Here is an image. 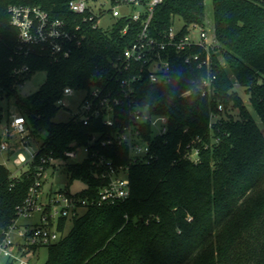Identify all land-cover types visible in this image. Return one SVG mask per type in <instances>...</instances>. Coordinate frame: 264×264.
Returning a JSON list of instances; mask_svg holds the SVG:
<instances>
[{
    "label": "trees",
    "instance_id": "16d2710c",
    "mask_svg": "<svg viewBox=\"0 0 264 264\" xmlns=\"http://www.w3.org/2000/svg\"><path fill=\"white\" fill-rule=\"evenodd\" d=\"M71 1L0 0V89L16 97L27 129L41 140L36 160L20 177L0 164V242L36 181L41 158L65 159L71 143L85 146L94 134L111 130L100 121L85 126L74 119L53 120L68 87L89 90L103 77V82L113 79L118 88L113 64L133 43L139 25L121 19L112 28H94L70 10ZM87 1L93 5L101 0ZM212 3L220 45L219 52L212 53L215 95L209 99L192 91L193 81L206 72L195 63L186 64L185 53H173V81L168 86L153 85L146 76L138 80L117 124L129 122L131 102L152 115L166 116L167 133L154 143L158 159L131 166V191L124 202L61 218V232L69 222L72 228L45 246V264H264V1ZM16 5L40 7L71 27L81 24L82 46L55 61L48 50L21 43L10 21V8ZM177 18L185 26L203 25L205 0H164L156 8L152 29L164 30ZM36 72H46V82L28 99L20 98L16 87ZM237 86L249 96V104ZM220 104L223 112L218 111ZM146 133L150 137L148 128ZM103 151L117 163L128 162L124 146ZM192 151H197L194 158H184ZM67 172L70 185L85 184L83 198H97L104 182L90 160L69 165Z\"/></svg>",
    "mask_w": 264,
    "mask_h": 264
},
{
    "label": "built area",
    "instance_id": "2783aa9c",
    "mask_svg": "<svg viewBox=\"0 0 264 264\" xmlns=\"http://www.w3.org/2000/svg\"><path fill=\"white\" fill-rule=\"evenodd\" d=\"M109 1L112 4L110 10L98 8L96 4L91 5L87 0H72L69 8L83 17V24L92 23L94 28L101 27L106 30L121 19L139 25L133 43L113 64L115 77L118 76V88L112 84L113 79L103 82V77H100L99 83L85 90L86 95L79 105V112L73 118L85 126L90 125L92 121H100L111 130L94 134L85 146H79L77 142L71 143L65 152V159L41 158L36 181L29 189L26 200L17 207V219L4 231L0 242V264H33L30 258L33 259L39 251L35 252L34 248L54 244L66 234V230H59L61 218L72 219L85 213L89 207L114 206L129 198L131 166L151 164L157 160L158 153L154 143L156 138L162 137L168 130L166 116L152 115L147 107H140L133 102L130 103L133 108L129 112V122L122 126L117 124V120L123 118V102L131 98L134 84L143 76L153 85L168 86L173 81V53H185L186 64L195 63L198 69L206 72L198 81H193L195 86L192 91L196 89L203 97L209 99L215 95L217 78L212 68V45L216 43V37L214 30H207L206 21L203 25H183L181 28H177L173 23L164 30L154 31L153 17L156 8L164 0ZM9 13L12 26L18 30L20 42L48 50L55 61L69 58L72 50L82 46L85 40L81 24L71 27L64 20H53L40 7L16 5L10 8ZM108 17L114 20L113 23L106 28L102 27V21ZM128 27L129 25L122 30L123 34L128 32ZM197 29L199 35L198 39H195L192 30ZM195 48L196 52H191ZM76 91L80 90L66 88L59 105L64 106V98L72 96ZM192 91L185 95L191 94ZM218 111H224L223 104L218 106ZM147 128L148 132L150 130V137H147ZM14 130L20 134L23 145L29 143L28 137L25 136L27 125L24 116H14ZM113 146H124L128 150L127 163H117L105 154L103 150ZM0 148L7 150V142H2ZM37 153L32 154L29 160L19 153L18 160L30 166L36 160ZM196 154L197 151L188 152L184 158H194ZM81 156H84L83 159L76 161ZM86 160H90L104 182L97 198H83L80 191L74 194L60 190L41 199L51 170H54L55 174L64 165L67 172L69 165ZM48 165L51 167L47 168ZM21 219L33 222L19 224Z\"/></svg>",
    "mask_w": 264,
    "mask_h": 264
},
{
    "label": "rangeland",
    "instance_id": "374dc122",
    "mask_svg": "<svg viewBox=\"0 0 264 264\" xmlns=\"http://www.w3.org/2000/svg\"><path fill=\"white\" fill-rule=\"evenodd\" d=\"M206 5V28L207 30L213 31L214 23V10L212 0H205ZM96 6L98 8H103L110 10L112 4L109 0H101ZM114 20L110 17L102 21L101 26L107 27L111 25ZM177 28L183 27V21L180 18H177L174 22ZM212 34V32H211ZM199 30H192V36L195 39H198ZM47 73L46 72H36L30 78L26 79L23 84L16 87L17 95L22 99H28L30 96L35 94L40 87L46 82ZM236 92L241 96V98L249 104V96L245 93L243 88L236 87ZM86 95V91L80 90L76 91L72 96H66L64 98V106L56 114L54 122L56 123H68L70 122L75 115L79 112V105ZM249 106V105H248ZM251 112L257 119V122L262 127V123L259 120V117L254 113L252 108L249 106ZM238 116V112H234ZM22 112L20 111L17 100L15 96H8L5 92H2L0 89V147L2 142H7L8 149L1 150L0 148V164L5 165L9 168L14 176H20L22 173L26 172L29 168L28 164L21 163L18 160V154L22 153L27 160H29L32 154L38 152L41 140L36 137V135H31L30 130L27 129L25 136L28 137L29 143L23 145L21 142V136L14 130V116H20ZM84 156H81L76 161H81ZM60 170H57L54 173V170H51L48 174V178L43 187V194L41 199H45L46 195L50 193H55L60 190H70L72 193H77L85 188V184L79 181H75L73 184H69L70 178L65 170L64 165H62ZM69 186V187H68ZM38 216L35 218L37 219ZM26 221L21 219L19 224H24ZM72 228V222H69L66 229V234ZM48 258V249L42 247L39 249L36 256L33 258V264H45Z\"/></svg>",
    "mask_w": 264,
    "mask_h": 264
},
{
    "label": "water",
    "instance_id": "95a60500",
    "mask_svg": "<svg viewBox=\"0 0 264 264\" xmlns=\"http://www.w3.org/2000/svg\"><path fill=\"white\" fill-rule=\"evenodd\" d=\"M212 49L214 53H218L220 50V45L218 43H215L212 45ZM43 138H45V136L43 135Z\"/></svg>",
    "mask_w": 264,
    "mask_h": 264
},
{
    "label": "crops",
    "instance_id": "0c3cea01",
    "mask_svg": "<svg viewBox=\"0 0 264 264\" xmlns=\"http://www.w3.org/2000/svg\"><path fill=\"white\" fill-rule=\"evenodd\" d=\"M33 222V221H32ZM31 221H26L24 224H30L32 223Z\"/></svg>",
    "mask_w": 264,
    "mask_h": 264
}]
</instances>
